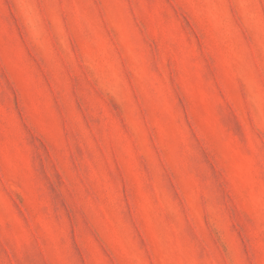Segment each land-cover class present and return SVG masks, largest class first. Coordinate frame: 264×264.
I'll return each instance as SVG.
<instances>
[{
    "label": "rangeland",
    "instance_id": "374dc122",
    "mask_svg": "<svg viewBox=\"0 0 264 264\" xmlns=\"http://www.w3.org/2000/svg\"><path fill=\"white\" fill-rule=\"evenodd\" d=\"M0 264H264V0H0Z\"/></svg>",
    "mask_w": 264,
    "mask_h": 264
}]
</instances>
